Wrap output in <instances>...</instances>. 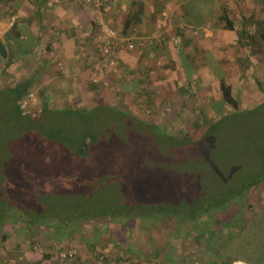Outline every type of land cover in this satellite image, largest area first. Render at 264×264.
I'll return each instance as SVG.
<instances>
[{
  "label": "rangeland",
  "instance_id": "1",
  "mask_svg": "<svg viewBox=\"0 0 264 264\" xmlns=\"http://www.w3.org/2000/svg\"><path fill=\"white\" fill-rule=\"evenodd\" d=\"M183 4L189 14L187 21L194 22L195 27L183 29L185 36L194 38L188 47L194 63L189 73L172 46L169 50L147 45L149 55H157L142 60L143 75L137 76L141 81L134 82L137 87L133 88L118 57L119 51L133 43L128 35L129 44L116 47V70L99 65V54L97 63L93 62L96 66H89L96 72L89 74L80 90L91 93L84 106L75 98L76 90L55 98L52 95L48 100L43 75L31 80L28 93L34 94V100L23 109L24 114L37 117L44 105L54 107L40 114L37 121L17 116L0 96V179L16 178L19 187L14 185L15 194L8 197L15 199L17 207L37 211L33 217L44 215L45 221L29 226L21 219L20 209L13 210L14 206L1 213L0 220L14 215L12 219L17 221L4 222L0 228V264H207L213 260L212 247L205 250L193 242V235L185 236L182 226L157 231L153 229L156 225L147 220L116 222L107 216L87 218L79 230L74 224L77 217L91 216L128 198L147 201V195H152L174 199L178 185L197 172L200 176L188 186L189 193L223 190L259 167L264 156V106H254L264 100L256 84L257 78L264 86V50L249 55L248 45L244 49L239 46L235 32L223 29L214 17L224 6L240 23L242 15L260 13V2L184 0ZM168 54V64L173 62L170 69L165 66ZM5 59L0 57V88L28 80L20 74L21 67L8 66ZM220 78L232 86L241 106L240 114L222 119L213 111L212 100L221 95ZM126 83L128 86L123 87ZM91 96L97 98L92 101ZM99 104L112 108L99 106L80 119L59 112L60 108L91 109ZM183 106L185 110L179 115ZM116 109L154 127L138 124ZM214 119L220 120L200 143L186 145L163 137V133L187 135L195 141ZM154 130L160 133V139L153 135ZM84 134L87 141L93 135L97 138L86 155L79 151ZM52 175L59 176V181L66 176L74 189L52 191L50 197L46 191L38 196L32 188L28 193L20 189L25 179V185L30 187L34 185L32 178L49 176L53 180ZM6 187V182H1L0 192ZM50 223H59L58 229ZM261 227L253 234L246 252L238 249L241 254L249 251L254 264H264V226ZM241 237L234 241L248 239ZM127 247L136 251L125 253ZM225 249L226 246L221 248ZM68 251L72 255L61 260L59 255ZM222 252L230 264H251L233 260L229 251Z\"/></svg>",
  "mask_w": 264,
  "mask_h": 264
},
{
  "label": "trees",
  "instance_id": "2",
  "mask_svg": "<svg viewBox=\"0 0 264 264\" xmlns=\"http://www.w3.org/2000/svg\"><path fill=\"white\" fill-rule=\"evenodd\" d=\"M258 1L261 5L260 13H250L249 15H242L240 17V23H236L233 14H231V12L224 6L214 17V20L223 29L235 32V34L237 35L239 46L244 49V46L248 45L247 49L249 50V55L256 54L259 51L264 50V0ZM142 14L143 4L139 1H135V3L132 4L131 9H129L127 17L125 19V23L122 26L123 34H127L126 31L129 27H132L133 25L138 24L142 21ZM251 27L253 28V31L250 32L248 31V29H250ZM179 33L182 36L183 31L179 29ZM17 35V30L15 29V25H13L12 28L7 31L5 37L7 39H11L15 38ZM186 43L187 42H185V44H177V54L182 62V67L187 73H189L191 71V68H194V63L191 57H189L190 53L187 49ZM12 59L13 54H8L5 59L6 65L10 64ZM256 84L264 93V86H262L263 83L257 80V78ZM30 86V80H23L18 82L14 86L0 88V96L2 97L4 102H8L10 104L12 112L16 113L17 116L37 121L38 116L40 114H44L50 108L44 105L37 117H31L30 113H22L18 102L28 94ZM95 87L96 85H92V88ZM219 88L221 94L220 98L212 100L211 103L213 111L217 114H221L220 116L222 117V119L227 118L231 115L240 114L241 106L233 93L232 86L228 84V82L224 78H220ZM99 106L112 108L106 105L99 104L91 109H59V112L64 111L66 115L75 116L80 119L81 117H85L89 112L95 111V109L99 108ZM262 106H264V100L256 103V106L254 107L260 108ZM224 108H228L232 111L230 113H227L223 110ZM80 110L82 112H80ZM183 110H185L184 106L181 108L179 115L181 114V112H183ZM118 113L126 115L125 117L132 119L138 124L144 123L147 126L154 127V125L138 119L137 117L130 115V113H124L120 111H118ZM215 120L216 119L210 121L207 124V127L204 130L201 138L195 141L191 140L187 135L173 136L163 133V137H166V139L170 140L171 142L175 141L176 143L194 145L196 143H200L209 134V132L213 131V129L215 128V124H217L220 119L216 121ZM153 135L157 136L156 138L160 139L159 132L157 133L154 130ZM83 138L84 141L79 146V151L83 155H86V153H89V151L91 152L90 147L97 138L96 135H93L91 136L90 141H87V134H84ZM258 166L259 167H257V169H254V171L250 175L244 178L236 179L235 183L231 184L229 187L223 190L213 189L189 193L188 186H190L191 183H196V177L200 176V173L197 172L178 185L177 189L175 190V194L177 197H174V199L172 197L166 196H162V199L156 198L158 196L153 198L152 195H147V201H144L143 199H140L138 197H136L134 200H129L128 198L127 201L117 203L112 207H108L107 209L98 210L97 212L92 213L91 216L84 218L77 217L74 221V224L77 230H79L80 226L86 221L87 218L96 219L98 217L107 216L112 221L116 222H124V220L130 218H137L139 221L144 222L147 220L152 222V226L156 225L153 226V229L155 228L157 231L169 226L171 227L173 225L177 227L182 226L184 227L185 236H188L190 234L193 235V242L199 244L205 250L212 247L214 253L213 260L207 264H230V261L226 259L222 251H229L230 253H232L233 260H244L247 263L254 264V262H252L251 260L249 251H247L246 254H241L240 250L238 249H242L244 252H246L249 242L255 237V235L253 234L258 228L259 229L257 230V232H260V229L262 228L261 226H264L263 155ZM58 177L59 176L52 175L53 180H50L49 176H47V178H32L34 185H31L30 187L29 184L25 185L28 183V179H25L26 183L21 186L20 189H23L25 193H28V191L31 190L30 188H32L34 191H37L38 196L43 195V193L46 191L47 197H50L52 191L53 193H55L59 190L70 191V189H74L75 186L71 184V182H68L69 179L65 178L66 176L61 177L60 181ZM86 177H84L85 179H81L87 181L88 177ZM55 180H57V182H59L60 184H57ZM1 182H6L7 187L2 189L3 193L0 192V214L6 212L11 206H14L13 210H15L16 208L20 209V212L22 213L21 219L24 220L27 225L31 226L35 222L41 224L45 222L43 221L44 215L40 214L38 215V217H33V212L37 211L33 209L26 210L23 206H21L23 208L17 207L16 205L18 204H14V202H16L14 201L15 199L8 197V195L13 196L15 194L13 186H18L16 178L14 179L12 177L3 176L0 179V183ZM150 197L151 200H149ZM13 217L15 216L12 215L8 218L3 217L0 220V228L2 226V223L4 222L12 221L15 223L17 220H13ZM47 218H49L48 214ZM50 224L54 229H58L57 227H59V225H57L59 223ZM240 236H245L248 239H243L245 241H234V238L240 239ZM223 246H226L227 249L221 250ZM128 251L132 253V251L136 250H132L131 248L127 247L124 252L127 253Z\"/></svg>",
  "mask_w": 264,
  "mask_h": 264
},
{
  "label": "crops",
  "instance_id": "3",
  "mask_svg": "<svg viewBox=\"0 0 264 264\" xmlns=\"http://www.w3.org/2000/svg\"><path fill=\"white\" fill-rule=\"evenodd\" d=\"M135 1L143 4V18L126 31L127 36H132L133 43L130 48H123L125 51L118 50V57L129 73V84L136 88V83L141 81L137 76L143 73L142 60L151 59L152 46L169 50L172 46L177 54V44L187 42L189 50V44L194 41L183 31L195 29L194 22L187 21L189 14H186L184 0H99L98 7L77 0H0V39L7 55L13 54L8 65L21 67L20 74L28 80L32 71L30 81L45 76L48 100L52 95L55 98L65 91L69 94L76 90L75 98L83 101L82 106L88 104L86 101L91 93L80 90L89 74L96 72L93 67L97 63L99 23L105 21L115 29H122ZM13 25L18 35L7 39L5 34ZM179 29L183 31V37ZM158 35L162 40L154 39ZM168 59L171 60L169 54L167 64L163 65L170 69L173 62L168 64ZM93 62L96 63L93 65ZM126 85L128 83L123 87ZM91 98L93 101L97 97Z\"/></svg>",
  "mask_w": 264,
  "mask_h": 264
},
{
  "label": "built area",
  "instance_id": "4",
  "mask_svg": "<svg viewBox=\"0 0 264 264\" xmlns=\"http://www.w3.org/2000/svg\"><path fill=\"white\" fill-rule=\"evenodd\" d=\"M79 2H83L86 5H90L92 7H98L99 6V0H77ZM130 37L123 35L121 31L116 30L114 27L109 25L108 23L104 21H100L99 23V41L96 46L98 50V54L100 55V62L99 65L101 66H110L113 67L114 70H116L115 64H117V55H116V47L120 43H128L130 42ZM34 100V94L28 93L26 96H24L18 103L20 106L21 111L28 107V105L33 102ZM24 113V110L22 111ZM72 255V251L63 252L59 255V258L61 260L69 258ZM237 261H233L232 264ZM240 264H243L242 261H238ZM189 264H198L197 261H192Z\"/></svg>",
  "mask_w": 264,
  "mask_h": 264
},
{
  "label": "water",
  "instance_id": "5",
  "mask_svg": "<svg viewBox=\"0 0 264 264\" xmlns=\"http://www.w3.org/2000/svg\"><path fill=\"white\" fill-rule=\"evenodd\" d=\"M6 56H7V50L5 48V45L3 44V42L0 39V57L6 58Z\"/></svg>",
  "mask_w": 264,
  "mask_h": 264
},
{
  "label": "bare ground",
  "instance_id": "6",
  "mask_svg": "<svg viewBox=\"0 0 264 264\" xmlns=\"http://www.w3.org/2000/svg\"><path fill=\"white\" fill-rule=\"evenodd\" d=\"M233 264H240V262L237 261V262H234Z\"/></svg>",
  "mask_w": 264,
  "mask_h": 264
}]
</instances>
